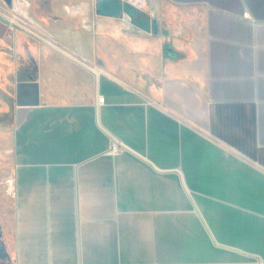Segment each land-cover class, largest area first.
<instances>
[{"label":"crops","instance_id":"crops-1","mask_svg":"<svg viewBox=\"0 0 264 264\" xmlns=\"http://www.w3.org/2000/svg\"><path fill=\"white\" fill-rule=\"evenodd\" d=\"M12 1L0 264H264V0Z\"/></svg>","mask_w":264,"mask_h":264},{"label":"rangeland","instance_id":"rangeland-1","mask_svg":"<svg viewBox=\"0 0 264 264\" xmlns=\"http://www.w3.org/2000/svg\"><path fill=\"white\" fill-rule=\"evenodd\" d=\"M26 1L28 2V0ZM137 6L142 9L144 7L142 3H138ZM0 12L9 18H13L12 3L6 5L0 0ZM15 35L20 38V42L22 41V35L30 41L32 37L31 34L18 26L0 22V108L2 105L11 106L12 103L13 83L11 73L15 62L13 50L15 48L21 49L19 42H17L18 38ZM12 118L13 115H0V127L9 125L12 122Z\"/></svg>","mask_w":264,"mask_h":264},{"label":"water","instance_id":"water-1","mask_svg":"<svg viewBox=\"0 0 264 264\" xmlns=\"http://www.w3.org/2000/svg\"><path fill=\"white\" fill-rule=\"evenodd\" d=\"M97 8L100 15L117 17L119 14H124L141 29L152 31L153 33L158 32L156 19L151 21L144 18L135 20V15L138 14L139 10L132 0H98Z\"/></svg>","mask_w":264,"mask_h":264},{"label":"built area","instance_id":"built-area-1","mask_svg":"<svg viewBox=\"0 0 264 264\" xmlns=\"http://www.w3.org/2000/svg\"><path fill=\"white\" fill-rule=\"evenodd\" d=\"M19 9H20V6L16 5L15 2L12 1V12L14 13L13 18H9V17H7L4 14H1V18L3 20L7 21L10 24H13L15 26L20 27L21 29L25 30L26 32H28L32 36L39 37L34 32V29L32 28V26L34 25V22L30 19L29 15L28 14L27 15L26 14L22 15L20 13ZM53 43H56V42L53 41ZM103 102H104V97L103 96H99L98 97V103H103ZM119 149H120V146H118V143H112V145L110 147V151L116 152ZM4 190H5V194L8 197H10V198H14L15 197V195H16L15 179H14V177L12 175H9L4 180Z\"/></svg>","mask_w":264,"mask_h":264},{"label":"flooded vegetation","instance_id":"flooded-vegetation-1","mask_svg":"<svg viewBox=\"0 0 264 264\" xmlns=\"http://www.w3.org/2000/svg\"><path fill=\"white\" fill-rule=\"evenodd\" d=\"M2 1V3H5L6 5L7 4H11L12 3V0H1ZM139 10V9H138ZM141 11L139 10V12H138V14H136L135 15V20H139V19H142L143 17H142V15H141ZM1 12H0V22L2 23V24H4V23H8L7 21H5V20H3L2 18H1ZM145 19V18H144ZM15 49H17V48H15Z\"/></svg>","mask_w":264,"mask_h":264}]
</instances>
